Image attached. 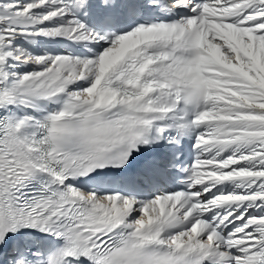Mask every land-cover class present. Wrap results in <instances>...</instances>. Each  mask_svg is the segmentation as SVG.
<instances>
[{
    "label": "snow or ice",
    "instance_id": "snow-or-ice-1",
    "mask_svg": "<svg viewBox=\"0 0 264 264\" xmlns=\"http://www.w3.org/2000/svg\"><path fill=\"white\" fill-rule=\"evenodd\" d=\"M0 264H264V0H0Z\"/></svg>",
    "mask_w": 264,
    "mask_h": 264
}]
</instances>
